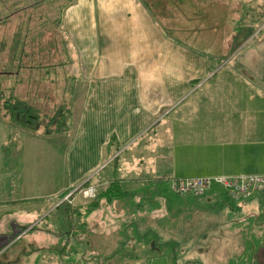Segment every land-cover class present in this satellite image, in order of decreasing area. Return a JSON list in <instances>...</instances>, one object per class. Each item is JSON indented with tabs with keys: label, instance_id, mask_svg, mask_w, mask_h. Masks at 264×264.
Returning <instances> with one entry per match:
<instances>
[{
	"label": "crops",
	"instance_id": "crops-1",
	"mask_svg": "<svg viewBox=\"0 0 264 264\" xmlns=\"http://www.w3.org/2000/svg\"><path fill=\"white\" fill-rule=\"evenodd\" d=\"M15 1H18L17 7L22 0H0L1 24L16 18V15L8 20L5 17L7 2ZM50 1L48 5L53 6L55 0H44L45 3ZM246 9H264V0H65L55 29L48 28L44 36L46 40H55L57 45L46 50L45 78L48 85L36 84L34 90L31 88V99L35 103H63L70 109L66 129L52 132L68 135L72 131L65 155L69 179L59 190L61 192L55 194L59 199L46 212L61 208L64 195L72 191L70 187L82 184L90 172L98 168L102 170L110 163L119 175L113 178L103 176L99 182L91 180L92 185H104L114 178L122 183L132 179L160 181L165 178L166 185L172 189L170 180L173 177L264 173V18L243 38L238 48L227 54H215V49L208 47L200 50L191 43L194 39H204L203 34L212 33L215 25L223 27L221 34L228 38L231 30L225 34V28L233 23L231 16L243 20ZM186 32L189 41L182 36ZM14 39L15 30L3 31L0 35L1 57L4 53L6 57ZM13 47L16 48L15 56L18 51L22 52V47ZM33 52L38 53V50ZM8 61L6 58L3 64ZM3 72L0 76L8 87L11 84L15 89L24 87L25 83L19 80V70ZM219 75L223 81L235 83L238 87L227 89L228 95H193L202 86L208 88L210 80H218ZM245 86L249 89L248 96ZM48 88L50 90L45 92ZM72 121L75 127L70 130ZM12 126L27 131L28 139L43 133L39 130L41 127L30 131ZM145 135V142L152 145L161 143V136H174L173 144L177 146L178 155L172 158L156 152L146 166L137 158L132 163H127L126 158L120 163L111 160L116 154L119 157L121 152L132 148ZM7 145L0 144L8 151L0 153V169L3 166V177L8 179L12 177L13 160L21 166L24 152L11 155ZM10 145L21 151L18 148L21 145ZM146 146L142 144V147ZM142 169L148 170V175L152 173V178L145 176ZM131 171L135 173L133 176ZM2 188L10 192L13 187L5 184ZM130 193L121 199L129 196L134 199ZM76 194L70 196L73 204L81 199ZM189 194L192 193L183 194L182 203L194 202L193 207L197 209V201L213 202L225 211L214 216L218 218L212 222H205L213 227L201 225L203 228L200 229L195 227L197 221L189 213L190 209L183 211L181 218L186 221L181 222V230L188 234L187 241L226 243L224 232L215 225L225 223L227 231H232L231 226L235 225L236 233L246 228L248 223L244 217L229 222L230 199L220 185L214 183L203 195H195L199 197L197 201ZM144 195H135V199L142 200ZM262 195L264 191L246 197L242 202L253 201ZM8 197L1 199L5 202L17 200ZM169 200L176 199L171 196ZM79 202L76 205L84 212L79 218L83 224H78L79 234L75 237L84 242L85 234H90L87 230L90 227L86 212L88 201L86 204L82 199ZM242 202L237 211L246 205ZM124 205L116 199L93 209L91 221L95 224L92 227L99 233H93V243L120 241V234L116 232L130 222L126 216L135 212ZM160 212L164 213V210ZM137 213L140 217L138 224L145 229L148 225L142 223L148 222V214L141 208ZM66 216L63 212V221ZM220 216L223 220L219 219ZM38 218H33V223L28 226L32 227L30 230L36 226L30 236L31 243L70 242L71 236L64 238L56 234L51 222L38 226ZM44 218L42 216L41 221ZM127 227L134 232L133 226ZM26 231L21 236H25ZM156 256L157 253L149 254L147 264H154Z\"/></svg>",
	"mask_w": 264,
	"mask_h": 264
},
{
	"label": "rangeland",
	"instance_id": "rangeland-1",
	"mask_svg": "<svg viewBox=\"0 0 264 264\" xmlns=\"http://www.w3.org/2000/svg\"><path fill=\"white\" fill-rule=\"evenodd\" d=\"M64 2L65 0H61L55 3L51 9L48 5L49 2L47 6L44 4L32 6V8L20 9L18 14H16V18H11L4 24L0 23V35L3 34V31L16 30L17 35L21 33L25 36L28 34V37H33V35L36 37L39 34L38 36L42 37L41 34L45 33L43 32L44 28L51 27L58 18L59 8ZM243 16L246 17L243 20H237L231 16L233 23H230L225 28V31H227L225 34L231 30L228 38H223L224 34H221L223 27L219 28V25H215L216 28L212 33L203 34L204 39L198 38L192 40V46L200 50L206 47L213 48L215 49V54L219 52L220 54H227L229 51L238 48L243 38L248 36L252 32L250 30L256 28L257 22L264 18V9H246ZM2 27H6L7 29ZM187 34V32L183 33L182 36L184 37ZM18 39L16 37L13 42L17 43ZM186 39L188 40L187 36ZM27 44L29 45H24L22 49H30L32 44L37 45L38 42L36 40H28ZM21 46L22 44L19 43L15 47L21 48ZM13 51H16V48ZM37 58L45 60L46 56ZM5 59V53L2 57L0 54V72L2 75L4 73L3 71L7 70L4 69L5 66L12 67L16 64L13 57L10 63L4 65L3 61ZM25 66V63L21 64L19 66L20 71ZM40 68L44 69L45 66L38 65V68H32L34 71L30 74V78H36L39 81L38 85H48L44 78L46 77L45 73ZM8 70L10 69L8 68ZM26 71L28 72V70ZM218 77L219 79H214L213 82L210 80L209 83L211 85L208 88L202 86L193 95H228L227 89L238 87L235 83L223 81L220 75ZM25 87L29 89L27 85ZM245 87V94L248 96L249 89L247 86ZM239 88L242 87L240 86ZM48 90L50 89L48 88L46 91L42 89L45 92H48ZM223 90H225L224 93H222ZM234 95L236 94L234 93ZM74 125V121H72L69 129L72 130L75 127ZM39 130L42 132L43 127ZM27 133L25 130L15 128L8 124L7 116L3 113L0 105V144L1 142L8 144L6 148H10L11 155H20L21 152H24L23 158L21 159V166L19 162L17 163L13 160V167L10 169L12 172L11 178H4L3 176L5 175L2 172L3 166L0 169V264H147V256L154 253H157L154 264H264V195L258 197V199L255 198L253 201L251 199L245 200L242 203H246V205L240 208L239 211H237L238 209H231L230 216L228 217L229 222H233V220L236 222L240 216L247 220L248 224L246 228L240 233H236L235 225L231 226L232 231H227V224L225 223L214 226L216 229H221L224 232V237L227 239L226 243L190 242V240L187 241L188 234L181 230V222L186 221L181 218L184 213L183 211L187 210V208L190 209L189 213L197 221L195 227L200 229L202 227L201 225H204L203 227H213V224L207 225L205 222H212V220L218 218L214 216H218V214L225 210L213 202H198L199 197L194 194L189 195L194 201H197V209L193 207L194 202L182 203L183 194L176 193L170 189L165 183V178L160 181L149 179L148 177L153 175L152 173L148 175V170L146 169H142V172L145 176H148L147 181L132 179L127 181V183L121 182L122 188L131 192L130 194L134 196V199L131 200L129 196L126 199H117V201L118 203L125 204L124 208L128 209L129 207L133 211L135 210V212L130 216H126V219H129L130 222L116 232L120 234V241L118 243H110L107 240L106 243H93L91 239L93 233L99 234L97 232L98 230H94L92 227L95 224L94 221H91L94 208H86L90 219L88 223L90 227L87 230H89L91 235L87 233L85 234L86 241H78L75 236L79 234L77 227L83 224L81 221L82 218L80 221L74 218V225L72 226L74 229H72L73 234L71 235L67 216L66 220H62L64 212L62 207H54V210L46 212L54 201L56 202L59 199L55 194L61 192L59 190L69 179L65 155L71 140L70 134H72V131L68 135L64 132H50L45 135L46 133L43 132L40 134L45 136H40L39 134L34 139L26 138ZM146 136L139 139L129 150L121 152L116 163H120L125 158L127 163H132L137 158L139 160L142 159L141 163L146 166L154 159L156 152H163V154L169 155L172 158L178 155L177 146L173 144L174 136H161L162 142L157 144L154 142V145L145 142ZM15 143L21 145V147H18L21 151L13 149V145H10ZM143 143L147 146L142 147ZM3 149L4 147H0V153L8 152ZM25 149L26 152L24 151ZM6 160H8L7 154ZM100 169L98 168L90 172L87 175V179L99 182L103 176L113 178L119 175L112 163L108 164L104 169ZM132 173L133 171H131V176H133ZM5 184H12L13 188L10 191L11 193L8 192L7 188H2ZM78 186L70 187L72 191L68 192L70 193L69 195L68 193L64 195L63 204L66 200L71 201V193ZM141 193L146 194L143 196V199H135V195ZM158 194L161 196L159 197ZM76 195L81 197L82 202L84 201L83 203L86 201L90 202L93 199V196H88L79 190ZM8 196L17 200L5 202L4 199H1L9 198ZM171 196L175 197L176 200H169ZM20 197L27 198L21 199ZM163 197L167 199L164 200ZM81 199L74 201V203H80L79 200ZM138 208L145 209L148 214V222L142 223V225H148L145 229L140 227V223L138 224L140 218L137 213ZM158 209L160 211L164 210V213ZM82 211L80 210V214L84 213ZM37 216L40 221L39 224L37 223L38 226H44L46 225L45 222L49 221L52 223L50 226H52L56 234L64 236V238H67L66 235H70V242L31 243L30 236L33 234L36 226L33 230H30L32 227L30 228L28 226L33 223V218ZM42 216L45 218L41 221ZM219 219L223 220L221 216ZM62 222H64V225L61 224ZM127 226H133L134 232L131 233L130 227ZM26 230L30 231L27 232ZM25 231L27 234L21 236ZM215 233L219 236L221 235L220 232ZM242 244H244V247Z\"/></svg>",
	"mask_w": 264,
	"mask_h": 264
},
{
	"label": "trees",
	"instance_id": "trees-1",
	"mask_svg": "<svg viewBox=\"0 0 264 264\" xmlns=\"http://www.w3.org/2000/svg\"><path fill=\"white\" fill-rule=\"evenodd\" d=\"M32 1L33 0H22V1H20L21 3L17 7H15V6L18 4V1H15L14 3L7 2L6 15H5L7 20H8V17L18 14V11L20 9L32 8V6H36V5L37 6L44 5V4L47 5V2L45 3L44 0H36L34 2H32ZM51 2L52 1H50L48 4H50ZM58 2H60V0H55L54 5H55V3H58ZM63 4H65V2ZM53 6H49L50 9ZM11 9H13V10H11ZM60 9H61V6L59 8V11H60ZM14 12H16V13L14 14ZM38 18H40V17L38 16ZM45 18H47V17L45 16ZM57 20H58V18L51 25V27L50 26H48V27L55 29ZM40 24L44 25L42 23H40ZM47 29L48 28H44L43 32H46ZM38 35L39 34H37L36 37H34V35H33V37L32 36L28 37V34L25 36L21 33L18 35L16 33V37L19 38L17 40V43H14L12 41L14 45L11 44V48L9 49L8 52H6V58H9V61L7 63H10L11 59L14 57V62L16 64H15V66L13 65L12 67H6V66L5 67L7 69L9 68L11 73H14L15 71H17V69H19V74H20V75H18V76H20L19 80H22V82L25 84H24V87L21 89H18V88L15 89L12 86V84L8 87L5 83V81L3 80V78L0 76V105H1V109H2L3 113L6 114V116H7L8 123H10L16 127L25 128V129L30 130V131H37L40 127H43V132L47 134L50 132L62 131V130L66 129V127L68 125L67 121H66V117H67V112H69L70 109H69V106L67 104L55 103V104L43 105L40 102L35 103L33 101V99H31V95H33L31 88H33V90H34V86L36 84H38L39 81L33 77L31 79L30 74H32V72L34 71L33 70L34 68H38V65L39 66L40 65L45 66V62L47 59L46 50L51 48L52 45H54V47H57V45L55 44V40L49 41V40H46L44 38L46 33L45 34L42 33L41 34L42 37H40ZM28 40H36L38 42V44L37 45L32 44V46H30V49H28V48L24 49V50L22 49V52L18 51L17 55L15 56L14 55L15 51H13V49H15V48L13 46H18L19 45L18 43L22 44L21 47H23L24 45H29V44H27ZM31 47H32V49H31ZM34 49H37L39 54L33 52ZM30 50H32V51H30ZM41 56H46V59L41 60V59L37 58V57H41ZM23 63H25L26 66L23 69H21V71H20L19 66ZM26 70H28V72ZM41 70H43L45 75H46V68L41 69ZM0 74H1V72H0ZM26 85L29 89H26V87H25ZM31 85H33V86L30 87ZM117 159H118V154L113 156L111 160L116 161ZM173 178H175V177H173ZM89 184H91V180L87 179L81 184V186H87ZM79 188L80 187H77L71 194L77 192L79 190ZM129 193L130 192L128 190L122 188L121 181L118 178H114L110 182H108L104 185L95 186V195L93 196V199L87 203V206H88L87 208H90V209L94 208L95 209L96 207L101 206L103 203L114 201L118 198L126 196V194H129ZM176 193H178V192H176ZM242 201L243 200H232V199H230V201H229L230 207L229 208L230 209L239 208L240 203ZM62 202H63V200L60 203H62ZM62 208L67 215V220L69 222L68 223L69 231L72 232V229H74L72 227L74 225L73 224L74 218H76L78 221L79 216L81 215L79 207H78V205L73 204L71 201L66 200L65 203L62 205ZM75 215H76V217H75ZM77 216H78V218H77Z\"/></svg>",
	"mask_w": 264,
	"mask_h": 264
},
{
	"label": "built area",
	"instance_id": "built-area-1",
	"mask_svg": "<svg viewBox=\"0 0 264 264\" xmlns=\"http://www.w3.org/2000/svg\"><path fill=\"white\" fill-rule=\"evenodd\" d=\"M216 183L222 187L232 200H243L255 193L264 191V173H234L213 174L200 176H182L171 178L170 185L175 192L184 194L203 195ZM79 191L88 195H95V186H78ZM70 193H68L69 195Z\"/></svg>",
	"mask_w": 264,
	"mask_h": 264
}]
</instances>
